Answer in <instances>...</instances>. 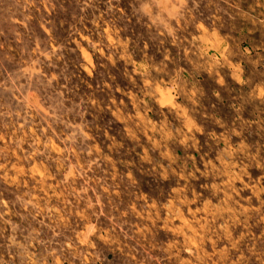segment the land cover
<instances>
[{
	"label": "rangeland",
	"instance_id": "obj_1",
	"mask_svg": "<svg viewBox=\"0 0 264 264\" xmlns=\"http://www.w3.org/2000/svg\"><path fill=\"white\" fill-rule=\"evenodd\" d=\"M0 264H264V0H0Z\"/></svg>",
	"mask_w": 264,
	"mask_h": 264
}]
</instances>
